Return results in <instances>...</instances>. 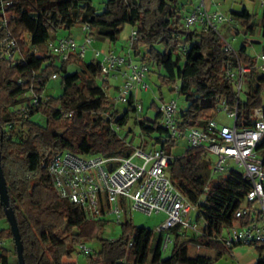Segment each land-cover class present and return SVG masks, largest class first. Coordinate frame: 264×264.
I'll return each mask as SVG.
<instances>
[{
    "label": "trees",
    "instance_id": "1",
    "mask_svg": "<svg viewBox=\"0 0 264 264\" xmlns=\"http://www.w3.org/2000/svg\"><path fill=\"white\" fill-rule=\"evenodd\" d=\"M186 5L187 0H106L104 8L97 11L92 0H0V17L3 12L8 15L11 34L16 38L26 34L28 39L27 49L21 47L22 41L19 43L22 55L16 62L8 65L0 58V90L4 95L0 101V167L8 206L17 222L24 264H63L62 257L70 255L74 244L89 241L95 229L104 226L103 221L88 220L79 207L58 197L46 170L50 158L65 149L105 156H127L133 151L131 144L111 125L125 124L127 111H134L132 102L126 104V111L121 115L116 104L107 100L98 82V63L85 61L79 69L68 73L67 63L83 58L71 54L68 59L59 60L49 51H42L49 39L52 41L62 31L85 24L91 36L115 44L121 29L130 25L137 38L124 47L125 51L134 60L155 66L158 71L166 63L171 67V72L159 71L158 76L161 84L176 83L177 92L186 101V106L178 109L176 116L180 129L202 125L218 111L222 99L231 108L237 101V125H250L252 109L264 106L261 96L264 75L256 72L254 59L246 52L250 43L243 42L233 53L224 49L223 42L213 31L184 27ZM231 13L245 33L253 34L256 23L245 8ZM260 24L264 26V19ZM238 32L235 30V34ZM3 36L0 29V40ZM181 40L186 50L181 49ZM56 60L61 62L59 67L54 64ZM237 63L251 67L244 78L247 86L244 97L236 95L225 74L230 65ZM61 73V93L57 97L45 94L48 79L54 74L60 77ZM26 92L43 96V99L34 106L30 96L23 107L15 108L19 97ZM38 111L47 118L45 126L29 120ZM159 115L156 106L153 119H135L144 130L138 146L164 148L173 156L169 175L191 202H199L196 219L201 221L200 230L178 232L177 226L172 228L174 245L166 255V250L161 248L163 232L155 235L152 229L136 226L127 218L121 223L118 238L97 237L98 247H92V251L85 254V264H190L180 258L181 236L191 243L222 252L236 245L227 246L223 237L225 229L236 220L235 212L249 189L242 173L233 169L224 176L210 179L209 159L200 148L188 147L174 154L177 139L168 138L167 131L158 123ZM61 120L68 123L64 130L57 131L55 128ZM15 124L27 127L26 137H17L6 130ZM10 148L22 153V161L15 170L12 163L7 162ZM261 156L264 159V150ZM36 177L39 181L34 180ZM31 179L35 181L33 185H30ZM0 217L6 218L1 203ZM59 229L61 235L55 238ZM7 233L13 240L10 226ZM13 243L15 252L14 240ZM255 248L258 254L255 264H264V245ZM48 250H51L50 256ZM8 253L9 249L0 247L3 264H10Z\"/></svg>",
    "mask_w": 264,
    "mask_h": 264
},
{
    "label": "built area",
    "instance_id": "2",
    "mask_svg": "<svg viewBox=\"0 0 264 264\" xmlns=\"http://www.w3.org/2000/svg\"><path fill=\"white\" fill-rule=\"evenodd\" d=\"M222 1L224 0H196L190 10L184 11L183 23L188 29L213 31L223 42L224 49L235 53L233 45L219 29L225 27L231 34L236 35L232 27V15L223 14L216 8ZM259 2L264 7V0ZM80 27L85 34L82 44H78L71 35H59L48 43V51L59 60H66L71 54L84 58L86 48L91 43V35L89 26L84 24ZM0 29L4 32L0 40V58L10 65L21 57L22 52L16 38L8 29V15L4 12L0 17ZM252 35L256 38L264 37V26H256ZM136 38V31L132 29L128 46ZM249 43L260 41L252 40ZM110 45L106 51L94 52V59L100 68L98 82L108 101L113 104H127L131 101L134 112L138 115L143 111V105L135 92L149 89L145 78L150 71V65L134 60L126 51L124 54L122 48L120 49L123 53L114 50L115 44ZM179 45L182 50H186L183 40ZM32 50L37 52L38 49L33 47ZM249 55L254 59L253 67L256 72L264 75V48L258 54ZM250 68L249 65L237 63L230 65L225 72L237 96ZM118 75L121 76V83L117 86L110 85L108 78ZM52 78H58V75L54 74ZM39 99H43V96L31 93L32 105H37ZM26 109L30 111V108ZM157 109L160 113L158 123L167 131L169 139L185 137L189 147L200 148L206 157L214 155L216 160L213 168H210V179L216 178L215 174L221 176L224 171L235 169L227 166V161L231 160L236 168H240L237 170L248 184L245 198L235 212L236 220L225 229L223 242L227 246L235 243L252 247L264 245V159L261 156V151L264 150V106L259 105L252 109L250 125H237V101L231 108L222 99L217 112L224 111L232 118L231 125L222 123L213 116L202 125L185 129L176 125L178 107L174 99L161 101ZM68 114L71 115V112ZM111 125L115 132L120 128L117 124ZM140 137L142 139L143 134ZM125 140L131 144L126 138ZM172 158L170 153L160 147L136 146L127 156L76 153L65 149L50 158L46 170L58 197L79 207L88 220H100L104 225L109 220L121 224L128 218L127 207L147 214L163 213L165 218L157 231L164 233L161 248L166 250L172 241L171 231L175 226L178 232H198L201 227L196 217L194 219L191 215L192 211L197 215L199 202H191L176 187L169 175ZM76 248L83 254L92 251L87 242L77 244ZM0 264H3L1 260Z\"/></svg>",
    "mask_w": 264,
    "mask_h": 264
},
{
    "label": "rangeland",
    "instance_id": "3",
    "mask_svg": "<svg viewBox=\"0 0 264 264\" xmlns=\"http://www.w3.org/2000/svg\"><path fill=\"white\" fill-rule=\"evenodd\" d=\"M106 0H92L93 6L96 8L97 11H101L105 6ZM196 4V0H187V5L185 7V11L190 10L194 5ZM215 7H213L214 9ZM217 10L222 12L223 14H229L234 16L231 11H241L243 8L247 10V12L251 16V20L256 23V26H260L262 19H264V7L260 6L259 0H224L219 5L216 6ZM232 27L235 30H239L238 34L233 35L231 34V31L226 29L225 27H220V31L223 33V35L231 42L233 45V48L235 50H238L239 47L245 43H249V41L252 40H259L260 43H253L249 44L247 46V53L254 55L258 54L262 48H264V37L256 38L254 35L245 33L243 26L240 22H238L237 19L233 18L232 21ZM131 33V27L130 25H125L120 33L118 34V38L115 41L117 44V47L114 50L121 51L120 47L127 46L129 44L128 37ZM63 34H70L72 37L75 38L78 44H82L84 42V32L81 30V27L79 25H76L72 27L69 31L64 30L60 33V35ZM16 38V37H15ZM17 44L19 46V43L22 41L23 45L21 47H24L23 49H27L28 46V39L26 34L21 35L19 38H16ZM51 40L49 39L47 44L50 43ZM113 47L112 45H110ZM109 46V47H110ZM48 46H43L41 49L42 51L48 52ZM107 46V40L106 39H98L93 36H91V43L87 46L85 51V56L83 60H79L76 62H69L67 63L68 66V73H72L75 69H79L85 61H90L94 59V52L95 50H102L106 51L108 48ZM124 48V54H126ZM41 51V52H42ZM122 52V51H121ZM123 53V52H122ZM55 66L59 67L61 65V62L59 60L55 61ZM170 68V69H169ZM160 73H168L171 72V67L168 63H166L162 68L159 70ZM158 68L155 66H150V71L146 74L145 80L149 84V89L147 91H136L135 96L139 98V101L143 105V111L136 115V113L132 110L127 111V115L125 117V124L122 125L120 128H118L117 133L122 135L124 138H126L128 141L131 142V145L133 147H136L140 145L142 139L140 135H142L141 127L135 122L136 117H146L149 119H153L155 112H156V106L161 101H168L170 99H174L176 101L178 109L184 108L186 106V101L184 100L183 96L180 95L176 89H174L175 84L167 85V84H161V81L158 76ZM62 75L60 74V77L58 78H50L48 79L46 86H45V94L57 97L61 91H62ZM108 82L112 86H117L121 83V76L118 75L117 77H109ZM178 82V81H177ZM160 89V90H159ZM247 90V86L245 81L243 82L242 90L240 91V96L244 97L245 92ZM112 88V92H113ZM30 93L26 92L25 95H21L19 97V101L17 104H15V108H18L19 106H22L28 101L30 98ZM262 99H264V91H262ZM4 98L3 92L0 90V101ZM153 105L151 106L150 104ZM116 107L119 110V113L121 115H124L126 111V104L122 102H117ZM105 116H107L105 114ZM215 118L219 120L222 123H226L228 125L232 124V118L228 117L227 114L224 111L216 112L214 114ZM30 121L39 123L41 125L47 124V118L44 113L41 111L34 112L30 117ZM68 120H61L59 121V126L55 129L57 131H62L66 127V123ZM9 133L12 135H15L17 137H26L27 135V127H21L19 124H15L13 127L6 129ZM129 130V131H128ZM189 147L186 138L180 137L177 140V146L174 149L173 153L178 154L180 152L185 151ZM7 162L12 163L13 170L18 168L20 165V162L22 161L21 156L22 153L20 150L16 148H10L7 154ZM209 159V167L212 169L213 164L216 160L214 155L208 156ZM228 167H234L236 170L240 168H236V165L233 163V161L229 160L227 161ZM227 172L221 173V176L226 175ZM29 175V174H28ZM214 177H218L216 174ZM35 181H39V178L36 177L34 179ZM34 180H30V185H33L35 182ZM25 205V203H24ZM127 214L128 219H130L133 224L136 226H145L147 228H150L153 230L155 235L158 233L157 227L159 224L164 220L165 216L163 213L159 214H147L144 212H141L139 210H130L127 207ZM192 217L195 219L196 214L194 211L191 213ZM201 226V221H200ZM9 229V224L5 217H0V231L2 232V236L0 237L1 245L0 247L4 249H9L8 253V261L10 264H16L17 258L15 256L14 252V243L11 238V236L8 235L7 231ZM61 230H57L55 232V238H58L61 235ZM224 234H226V231H224ZM121 235V224L117 223L115 221L109 220L103 227H97L94 231V234L92 238L89 241H83L89 243V245L93 248L98 247V240L97 237L106 238V239H115L118 238ZM82 242V241H81ZM174 242L171 241L168 244V247L166 249L165 254H170L171 249L173 248ZM77 244L73 245V249L70 252L69 256L62 257V263L63 264H85L84 256L85 254L80 253L77 251L76 248ZM52 250V248H51ZM51 250H48V255H51ZM179 253L180 258L182 260L188 261L190 264H230L231 259L225 253L221 257L216 256V249L214 248H208L204 246H198L197 244L189 242V240L185 236H181L180 239V247H179Z\"/></svg>",
    "mask_w": 264,
    "mask_h": 264
},
{
    "label": "water",
    "instance_id": "4",
    "mask_svg": "<svg viewBox=\"0 0 264 264\" xmlns=\"http://www.w3.org/2000/svg\"><path fill=\"white\" fill-rule=\"evenodd\" d=\"M0 203L3 205V209L6 215V219L11 228L13 240L15 242V252L18 264H24L23 255H22V245L20 242V236L17 228V222L12 209L8 206V196L6 190V183L3 178V174L0 167Z\"/></svg>",
    "mask_w": 264,
    "mask_h": 264
},
{
    "label": "crops",
    "instance_id": "5",
    "mask_svg": "<svg viewBox=\"0 0 264 264\" xmlns=\"http://www.w3.org/2000/svg\"><path fill=\"white\" fill-rule=\"evenodd\" d=\"M223 2V1H222ZM111 43L107 40V46L109 47ZM115 47L117 44L115 43ZM124 50V46L121 47ZM123 52V51H122ZM200 246V245H198ZM216 256L221 257L225 253L230 257V264H255L258 258V254L255 247L252 246H244L240 244L234 245L228 252H222L220 250H216Z\"/></svg>",
    "mask_w": 264,
    "mask_h": 264
}]
</instances>
